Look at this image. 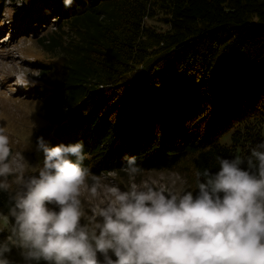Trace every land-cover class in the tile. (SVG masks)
Masks as SVG:
<instances>
[{
    "label": "trees",
    "instance_id": "16d2710c",
    "mask_svg": "<svg viewBox=\"0 0 264 264\" xmlns=\"http://www.w3.org/2000/svg\"><path fill=\"white\" fill-rule=\"evenodd\" d=\"M56 1L63 17L35 38L37 86L48 92L36 142H83L89 174L126 178L129 155L139 172L178 170L195 189L197 170L218 171V156H243L264 140V0ZM17 179L0 178L11 228ZM10 231L0 228V241ZM4 255L26 264L18 247Z\"/></svg>",
    "mask_w": 264,
    "mask_h": 264
},
{
    "label": "clouds",
    "instance_id": "9594fccd",
    "mask_svg": "<svg viewBox=\"0 0 264 264\" xmlns=\"http://www.w3.org/2000/svg\"><path fill=\"white\" fill-rule=\"evenodd\" d=\"M73 2L64 0L66 7ZM36 147L44 155L37 174L26 175L14 162L15 223L0 241V264H8L11 246L26 264H264V140L243 156H218V171L197 170L195 189L114 185L87 214L81 198L85 191L95 198L98 190L87 186L83 142L50 146L40 136ZM9 156L0 129V176L13 172ZM123 159L122 170L135 176L137 158Z\"/></svg>",
    "mask_w": 264,
    "mask_h": 264
},
{
    "label": "rangeland",
    "instance_id": "374dc122",
    "mask_svg": "<svg viewBox=\"0 0 264 264\" xmlns=\"http://www.w3.org/2000/svg\"><path fill=\"white\" fill-rule=\"evenodd\" d=\"M34 0H6L8 2L4 11L0 12V19L8 20L18 16L23 7H27ZM45 6H50L51 12L56 4L55 0H46ZM44 7V6H43ZM42 7V9H43ZM13 9V11H12ZM61 12L62 9L60 8ZM62 16L55 11L49 16L46 22H42L39 30L30 32L20 30L17 33L12 31L13 36L6 39L10 30H4L0 33V129L9 138L10 156L7 163L12 164L13 172L10 175L17 176L15 171V161L20 160L23 165V171L28 170L34 173L43 164L44 155L37 150V142L33 139V130L44 122L39 114L41 98L37 96V88L22 92L15 83L17 75L26 74V78L31 83L38 84L40 69L43 65L37 59L40 55V48L36 44L35 38L41 33V30L47 26L52 27ZM52 23H51V22ZM158 23V21L153 20ZM4 23L0 24L3 28ZM9 28L11 24L6 23ZM30 76V78H29ZM130 108V106L128 107ZM126 109V108H124ZM131 109V108H130ZM122 116V115H121ZM228 131L220 138L223 142H230ZM261 134L264 138V122L261 125ZM237 155H240L239 153ZM126 178H120L114 172L112 173H90L87 180V186L90 188L93 183L97 185L98 195L93 198L88 191L82 196V206L87 214L93 206H99L107 199V189L111 186H118L122 191L128 190L135 183L138 186L149 184L155 187L163 186L175 192H181L186 188L185 176L174 169H148L138 172L135 176L125 175ZM93 177L96 179L93 180ZM8 215H0V228L9 230L11 224L8 222Z\"/></svg>",
    "mask_w": 264,
    "mask_h": 264
},
{
    "label": "bare ground",
    "instance_id": "6f19581e",
    "mask_svg": "<svg viewBox=\"0 0 264 264\" xmlns=\"http://www.w3.org/2000/svg\"><path fill=\"white\" fill-rule=\"evenodd\" d=\"M47 6H48V5H47ZM48 7H49V6H48ZM60 8H61V7H59V9H60ZM41 9H42V7L39 8V11H40ZM61 9H62V8H61ZM56 12L59 14V16L61 15V16L63 17V14H64L63 9H62L61 12L57 9ZM25 15H26V14H25ZM47 15H48V14L46 13V10H44V15H43V16H44V17H47ZM25 17H26V20H27L26 22H29V23L33 24L32 20H31L32 18H31L29 15H26ZM62 17H61V18H62ZM61 18H60V19H61ZM22 19H24V16H20V19H19V20H22ZM58 21H59V20H58ZM58 21H57V22H58ZM57 22H56V23H57ZM56 23H55V24H56ZM55 24H54V25H55ZM54 25H53V26H54ZM26 28H27V27H26Z\"/></svg>",
    "mask_w": 264,
    "mask_h": 264
}]
</instances>
